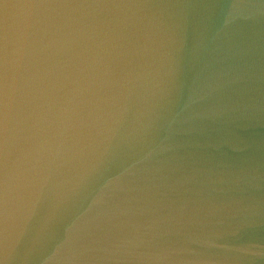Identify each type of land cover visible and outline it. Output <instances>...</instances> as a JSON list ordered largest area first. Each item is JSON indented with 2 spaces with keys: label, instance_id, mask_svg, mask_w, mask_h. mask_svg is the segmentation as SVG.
Returning a JSON list of instances; mask_svg holds the SVG:
<instances>
[{
  "label": "water",
  "instance_id": "water-1",
  "mask_svg": "<svg viewBox=\"0 0 264 264\" xmlns=\"http://www.w3.org/2000/svg\"><path fill=\"white\" fill-rule=\"evenodd\" d=\"M0 264H264V0H0Z\"/></svg>",
  "mask_w": 264,
  "mask_h": 264
}]
</instances>
